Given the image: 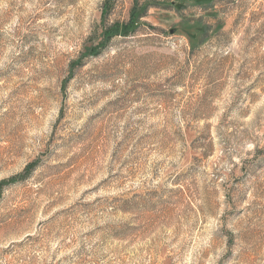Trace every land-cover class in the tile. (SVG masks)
I'll list each match as a JSON object with an SVG mask.
<instances>
[{
	"label": "rangeland",
	"instance_id": "rangeland-1",
	"mask_svg": "<svg viewBox=\"0 0 264 264\" xmlns=\"http://www.w3.org/2000/svg\"><path fill=\"white\" fill-rule=\"evenodd\" d=\"M0 264H264V0H0Z\"/></svg>",
	"mask_w": 264,
	"mask_h": 264
},
{
	"label": "trees",
	"instance_id": "trees-1",
	"mask_svg": "<svg viewBox=\"0 0 264 264\" xmlns=\"http://www.w3.org/2000/svg\"><path fill=\"white\" fill-rule=\"evenodd\" d=\"M133 18L131 19L130 21V24L126 26V28L122 29L120 26H117L115 25L114 27H111L109 30H108V33L106 35L107 38H111L115 35H120V34H126V33H129L130 32V29L133 28L132 24H134V18L135 16L133 15L132 16ZM139 17V16H138ZM136 20H138L136 18ZM137 23V22H136ZM135 29H133L132 31H134Z\"/></svg>",
	"mask_w": 264,
	"mask_h": 264
}]
</instances>
